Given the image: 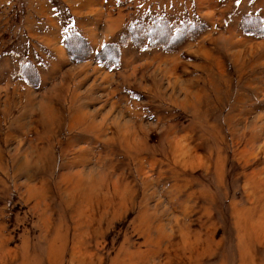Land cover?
Instances as JSON below:
<instances>
[{"label": "rangeland", "instance_id": "obj_1", "mask_svg": "<svg viewBox=\"0 0 264 264\" xmlns=\"http://www.w3.org/2000/svg\"><path fill=\"white\" fill-rule=\"evenodd\" d=\"M0 264H264V0H0Z\"/></svg>", "mask_w": 264, "mask_h": 264}, {"label": "crops", "instance_id": "obj_2", "mask_svg": "<svg viewBox=\"0 0 264 264\" xmlns=\"http://www.w3.org/2000/svg\"><path fill=\"white\" fill-rule=\"evenodd\" d=\"M59 41H60V35H59Z\"/></svg>", "mask_w": 264, "mask_h": 264}]
</instances>
